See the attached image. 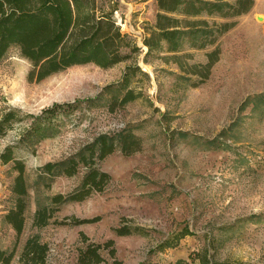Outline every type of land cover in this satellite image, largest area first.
Instances as JSON below:
<instances>
[{
  "label": "rangeland",
  "instance_id": "rangeland-1",
  "mask_svg": "<svg viewBox=\"0 0 264 264\" xmlns=\"http://www.w3.org/2000/svg\"><path fill=\"white\" fill-rule=\"evenodd\" d=\"M114 1L121 29L131 40L137 39L141 34L138 13L126 5L127 0ZM236 22L219 38L220 59L209 79L196 88L189 84L198 77L182 79L188 75L166 60L165 52L147 56L136 52L132 59L107 70L76 65L39 83H28L30 63L17 48L8 50L0 61V109L15 108L36 116L54 104L81 102L59 113L54 137L15 149L16 157L25 163L29 186L26 223L17 240L3 222L13 202L15 174L10 165H0V248L14 252L11 264H18L24 243L33 234L49 246L47 264H76L78 249L85 245L80 234L86 244L113 240L115 258L101 251L106 259L101 264H171L204 251L216 263L264 264V104L253 107L252 103L241 110L248 97L264 94V0H255V8ZM211 49L193 51L183 61L187 66L204 64ZM127 66L139 69L127 71ZM126 72L128 89L138 97L111 111L107 105ZM106 86L113 88L106 92ZM99 96L94 106L83 102ZM29 127V120L16 123L0 139V151L15 146ZM125 128L141 138L142 150L131 156L119 151L108 156L98 164L111 177L105 191L83 202L67 203L55 216L57 221L94 217L99 221L33 229L36 170L76 154L101 134ZM212 140L215 147L208 143ZM82 171L73 178H56L37 196L71 191ZM124 220L145 228L148 235L117 236L113 229ZM184 228L191 234L174 247L157 249Z\"/></svg>",
  "mask_w": 264,
  "mask_h": 264
},
{
  "label": "trees",
  "instance_id": "trees-1",
  "mask_svg": "<svg viewBox=\"0 0 264 264\" xmlns=\"http://www.w3.org/2000/svg\"><path fill=\"white\" fill-rule=\"evenodd\" d=\"M155 5L154 23L143 27L141 44L145 50L141 51L136 39L131 40L132 36L122 32L116 24L114 14L119 6L114 0H0V61L10 48H17L20 56L31 65L27 82L39 83L76 65L93 64L107 70L132 59L136 52L146 56L153 52H165L169 55L166 60L172 61L183 74L188 75L181 76L182 79L190 81L189 76L198 77L197 82L189 84L196 88L209 79L214 65L220 59L219 38L236 26L237 18L250 13L254 0H155ZM209 48L212 49L205 54L204 64L187 66L184 63L183 60L191 58L192 51ZM131 69L139 68L126 67L127 71ZM128 77V73H124L121 82L114 87L116 93L107 105L111 111L115 105L123 107L137 99L138 95L128 89ZM112 88L106 86L104 91ZM98 101L100 96L83 102L94 106ZM80 103L54 104L36 116L23 114L15 108L0 109V139L16 123L30 121L29 129L21 135L18 143L15 146L6 145L0 151V165H10L15 174L11 186L13 202L3 215V222L14 231L16 240L24 229L29 186L25 163L16 157L15 149L54 137L57 133L54 131V121L59 113L73 109ZM252 103L253 107L264 104V94L248 97L241 105V110ZM215 142L212 140L208 143L214 146ZM141 150V138L132 129L125 128L115 134H101L76 154L38 168L34 181L36 208L32 228L40 230L51 224L78 226L98 222V217L57 221L55 216L63 205L83 202L105 191L111 177L101 171L98 164L108 156L116 151L123 156H131ZM81 170V179L71 191L37 196L40 190H48L56 178H73ZM113 231L119 237L146 236L149 232L128 224L127 220ZM190 234L184 228L174 238L160 243L157 249L162 252L174 247L176 242ZM80 237L85 245L78 249L76 264L105 262L101 251H107L111 258H115L113 240L104 244H86L84 234H80ZM48 253V244L39 235L33 234L26 239L18 264H47ZM13 258V251L0 248V264H11ZM189 260L179 259L171 264H229L214 262L205 251L190 254ZM140 264L152 263L144 261Z\"/></svg>",
  "mask_w": 264,
  "mask_h": 264
},
{
  "label": "crops",
  "instance_id": "crops-1",
  "mask_svg": "<svg viewBox=\"0 0 264 264\" xmlns=\"http://www.w3.org/2000/svg\"><path fill=\"white\" fill-rule=\"evenodd\" d=\"M127 6H130L133 8V10H135L137 13H138V20L140 21V28H141V34H138L137 39H136V43L138 42L139 40V37L142 35L143 33V27L146 25V24H149V25H152L154 23V19H155V14H156V5H155V0H127V3H126ZM147 5L149 6V11L152 10V14L151 12L148 11L147 9ZM255 8V0H254V7L253 9ZM252 9V10H253ZM251 10V11H252ZM250 11V12H251ZM150 14V15H149ZM249 14V13H248ZM245 16V15H244ZM122 32H124L122 29H121ZM128 34V33H127ZM130 35V34H129ZM138 45V44H137ZM193 52V51H192ZM28 210V208H27ZM27 210H26V213H25V222H24V227H25V223H26V216H27ZM34 211L33 210V214H34ZM33 217V215H32ZM23 233V232H22Z\"/></svg>",
  "mask_w": 264,
  "mask_h": 264
},
{
  "label": "built area",
  "instance_id": "built-area-1",
  "mask_svg": "<svg viewBox=\"0 0 264 264\" xmlns=\"http://www.w3.org/2000/svg\"><path fill=\"white\" fill-rule=\"evenodd\" d=\"M117 13H118V11L115 12V14H114V18H115V20H116V14H117ZM116 24L121 28V26L119 25V23L117 22V20H116ZM139 42H140V44L138 45V47L141 48V51H144L145 48L142 47V44H141V36L139 37Z\"/></svg>",
  "mask_w": 264,
  "mask_h": 264
}]
</instances>
